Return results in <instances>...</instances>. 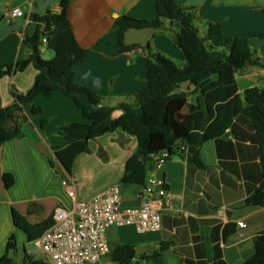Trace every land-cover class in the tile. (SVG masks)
I'll return each instance as SVG.
<instances>
[{
  "label": "crops",
  "instance_id": "obj_1",
  "mask_svg": "<svg viewBox=\"0 0 264 264\" xmlns=\"http://www.w3.org/2000/svg\"><path fill=\"white\" fill-rule=\"evenodd\" d=\"M176 1L196 8L201 32L206 31V23H217L228 36L255 30L247 28V18H243L260 11L251 0ZM37 2L0 0V28L22 23L20 31L0 39V65L5 70L9 64L32 55V50L22 41L24 36L36 33L37 23L29 16ZM51 6L60 11L56 2ZM16 7L23 10V16H5L7 9ZM156 14V0H72L70 21L79 44L87 50L75 66L76 81L100 95L104 105L133 103L136 92L147 86L145 48L140 45L122 51L116 19L128 16L151 20ZM253 44L258 49L264 46L257 41ZM149 46L172 58L179 66L184 64L182 51L167 33L154 30ZM40 51L45 59L54 57V52L44 43ZM257 56L264 58L263 50ZM252 72L244 75L240 70L236 75L242 95L244 89L258 86V79L250 76ZM261 72L264 75V68ZM36 75L37 70L30 63L23 71L0 78V108L13 103L14 92L27 93L34 86ZM35 104L42 111L21 122L23 137L0 146V244H5V248L12 233H16L17 239L19 233H23L24 242H29L24 231L14 225L13 209L35 224L52 217L56 207L72 205L63 180H74L76 199L81 202L90 201L116 184L121 185L124 207L139 206L142 202L141 185L123 182L126 163L138 149L135 136L119 129L88 141L67 171L56 158V148L66 144L60 128L88 120L74 101L60 91L40 94ZM119 115L121 111L116 110L114 116ZM199 152L203 167L176 153L157 170L166 182L169 201L162 213L159 231L140 233L133 225L109 228L110 247L128 244L140 250L132 264H212L219 260L241 264L254 255V237L264 230V207L246 202L263 180L254 125L248 117L238 115L226 135L206 141ZM4 173L15 177L11 188L4 185ZM241 221L246 223L245 228H240ZM24 242L19 263L14 258V264H26V254L33 261L45 259L39 248L38 257L28 252ZM17 243L19 253L21 246L18 240ZM156 251L159 253L153 256ZM143 254L146 259L140 257ZM97 264L115 263L104 257Z\"/></svg>",
  "mask_w": 264,
  "mask_h": 264
},
{
  "label": "trees",
  "instance_id": "obj_2",
  "mask_svg": "<svg viewBox=\"0 0 264 264\" xmlns=\"http://www.w3.org/2000/svg\"><path fill=\"white\" fill-rule=\"evenodd\" d=\"M56 3L60 11L50 6L45 14H37L34 18L36 33L23 38V44L32 50V55L9 64L8 70L0 65V78L21 72L30 63L37 70L34 86L24 94L14 92L13 103L0 108V146L23 137L21 122L29 116L40 115L42 108L35 104L40 94L60 91L74 101L88 122H73L60 128L66 144L56 148L57 160L70 171L88 141L120 129L138 141L136 153L126 163L123 182L142 186L154 161L152 154L164 150L174 154L173 149L186 143L188 160L203 167L200 147L210 139L226 135L234 119L244 115L257 131L263 169L262 182L246 202L264 207V88L251 86L244 89L242 95L236 77L247 63L264 68V58L257 56L262 49L253 45L255 40L264 42L263 31L228 36L220 24L206 23V31L201 33L196 8L176 0H156L157 14L151 20L118 17L115 26L119 29L122 51L140 46L125 44V32L129 28L151 26L156 32L169 35L182 51L184 64L179 66L172 58L149 46L144 51L147 86L136 92L133 103L108 106L103 104L100 95L76 81L75 66L87 50L79 44L70 21L72 0H56ZM171 21L179 22V27L167 26ZM44 38L47 40L45 45L54 52L51 59L41 55L40 45ZM185 81H189V87L176 93L175 88ZM116 110L121 111L118 117L114 116ZM2 179L6 188L15 183L12 173H4ZM12 218L29 242L39 239L54 222L50 217L32 224L16 209L12 210ZM254 247V255L241 264H264V230L254 237ZM17 250V236L12 233L0 264H14L10 253ZM158 253L156 251L153 256ZM108 256L115 264H132L138 254L135 246L118 244L111 247ZM140 257L147 258L145 254ZM25 261L26 264H46L44 260L33 261L29 254ZM212 264L227 263L219 260Z\"/></svg>",
  "mask_w": 264,
  "mask_h": 264
},
{
  "label": "built area",
  "instance_id": "obj_3",
  "mask_svg": "<svg viewBox=\"0 0 264 264\" xmlns=\"http://www.w3.org/2000/svg\"><path fill=\"white\" fill-rule=\"evenodd\" d=\"M23 15L19 7L5 12L6 17ZM46 42L44 38L43 43ZM173 150L174 154L187 156L189 153L186 143ZM174 154L164 150L151 155L154 161L139 192L142 202L135 207L122 205L120 184L98 193L90 201L81 202L76 199L74 180H63L72 205L56 207L52 226L35 241L46 264H97L111 251L107 232L112 226L133 225L140 233L159 231L162 213L169 201L166 182L157 170ZM239 226L245 228L246 223L241 221Z\"/></svg>",
  "mask_w": 264,
  "mask_h": 264
},
{
  "label": "rangeland",
  "instance_id": "obj_4",
  "mask_svg": "<svg viewBox=\"0 0 264 264\" xmlns=\"http://www.w3.org/2000/svg\"><path fill=\"white\" fill-rule=\"evenodd\" d=\"M251 1H252L251 4L257 10H260V11L253 12V13L249 14L247 17L243 18L244 20H246V18H247V23H245V24L247 25V28L255 29L252 31H263L264 32V10H263L264 0H251ZM255 41L260 42V40H255ZM253 45H254V47L256 46L255 44H253ZM260 49H262L264 52V46H260ZM262 68H261V66H258V65L256 66L252 63H247V65L241 71H244V75H246L248 72H252L253 70H255L254 72L251 73L250 76L258 79V81L256 83L258 84V86L260 88H264V80H261L264 77L263 73L261 72ZM93 186H95V184H93ZM24 236L25 235L20 232L19 237L17 239L19 241L20 246H21V248L19 249L20 252L19 253H17V252H11L10 253L11 256L13 258H15V260H17V262L19 260V256L21 257L23 254V248L22 247H23V242H24ZM24 245L26 247V250L28 252H30L31 254H34L36 257H38L40 255L36 242H34V241L33 242H26ZM5 252H6L5 244L1 243L0 244V257Z\"/></svg>",
  "mask_w": 264,
  "mask_h": 264
},
{
  "label": "water",
  "instance_id": "obj_5",
  "mask_svg": "<svg viewBox=\"0 0 264 264\" xmlns=\"http://www.w3.org/2000/svg\"><path fill=\"white\" fill-rule=\"evenodd\" d=\"M56 0H38L37 7L35 10L30 14L29 18L34 19L37 14H45L49 7L54 4ZM1 23V21H0ZM176 25L179 27V22L171 21L167 24V26H173ZM22 28V23H10L2 28H0V39L4 37L5 35L14 32V31H20ZM154 27L148 26V27H142V28H136L131 27L125 32L124 42L126 45H141L145 49L149 47V40L151 35L154 32ZM7 69V68H6ZM190 83L189 81L183 82L179 87L175 88V92L179 93L182 90H186L189 87ZM138 253H140V250H137ZM106 259H110V257H105Z\"/></svg>",
  "mask_w": 264,
  "mask_h": 264
}]
</instances>
